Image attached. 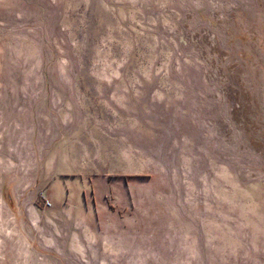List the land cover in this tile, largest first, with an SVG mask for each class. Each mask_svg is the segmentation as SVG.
I'll use <instances>...</instances> for the list:
<instances>
[{
	"label": "rangeland",
	"instance_id": "1",
	"mask_svg": "<svg viewBox=\"0 0 264 264\" xmlns=\"http://www.w3.org/2000/svg\"><path fill=\"white\" fill-rule=\"evenodd\" d=\"M0 264H264V0H0Z\"/></svg>",
	"mask_w": 264,
	"mask_h": 264
},
{
	"label": "crops",
	"instance_id": "2",
	"mask_svg": "<svg viewBox=\"0 0 264 264\" xmlns=\"http://www.w3.org/2000/svg\"><path fill=\"white\" fill-rule=\"evenodd\" d=\"M57 206L60 207V204H58ZM65 208H68V206H65Z\"/></svg>",
	"mask_w": 264,
	"mask_h": 264
},
{
	"label": "built area",
	"instance_id": "3",
	"mask_svg": "<svg viewBox=\"0 0 264 264\" xmlns=\"http://www.w3.org/2000/svg\"><path fill=\"white\" fill-rule=\"evenodd\" d=\"M50 203L48 202V205H49Z\"/></svg>",
	"mask_w": 264,
	"mask_h": 264
}]
</instances>
